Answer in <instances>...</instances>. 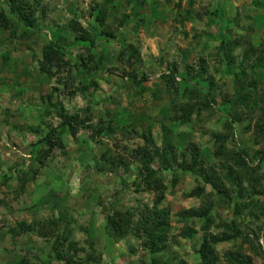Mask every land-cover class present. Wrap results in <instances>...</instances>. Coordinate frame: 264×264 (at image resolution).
Returning a JSON list of instances; mask_svg holds the SVG:
<instances>
[{"label": "rangeland", "instance_id": "374dc122", "mask_svg": "<svg viewBox=\"0 0 264 264\" xmlns=\"http://www.w3.org/2000/svg\"><path fill=\"white\" fill-rule=\"evenodd\" d=\"M26 1L35 6L38 18L32 29L13 21L0 0V9L15 30L12 37L0 28V264L52 261L50 235L31 232L11 237L7 232L19 222L51 218H59L55 234L68 236L66 241L74 243L69 255L79 250L74 259L83 264L146 262L149 255L141 239L132 235L115 239L107 234L105 222L113 210L140 215L152 205L154 195L137 186V165L131 155L147 132L157 147L163 134L177 154L181 136L187 135L182 147L187 150V144H193L195 155L204 161L202 167L218 179L232 163L213 155L218 145L214 136L223 138L230 156L244 150V162L254 168L253 175L237 172L235 189L218 181L230 199L227 202L217 200L216 190L197 175L199 169L181 171V158L167 165L154 160L153 168L167 187L161 206L168 210L166 250L157 258L197 264L195 250L203 233L198 221L178 222L177 214L206 206H211L208 214L214 222L210 234L224 231L218 225L234 222L242 235L264 247L260 235L264 216L257 217L260 204L264 210V162H257L263 145L254 142L252 133L259 108L253 99L246 105L233 103L234 90L240 86L246 90L251 80L258 89L264 86V60L253 77L249 73L235 77L241 67L264 57V0ZM101 4L108 14L100 24L95 17ZM69 20L91 33V42L77 45L66 29ZM60 39L63 46L72 47L71 58L84 54V48L94 58L85 53L83 64L72 60V66L52 69L53 77L47 78L38 71L40 48ZM222 42L224 51L219 47ZM127 46L137 51L135 56H121L120 50ZM185 104L193 110L189 122L180 125L173 120L181 117L180 107ZM60 108L88 118L75 127L73 136L59 125ZM98 125L102 130L108 126L112 134L106 138L95 134ZM49 129L60 146L40 161L37 153L44 149L40 140ZM26 176L31 178L24 181ZM197 186H203L200 198L185 197ZM249 202L258 209L247 206ZM183 225L194 230L191 238L179 237ZM240 245L250 254L240 238L213 246L215 264H224L223 253ZM252 262L264 264L255 256Z\"/></svg>", "mask_w": 264, "mask_h": 264}, {"label": "trees", "instance_id": "16d2710c", "mask_svg": "<svg viewBox=\"0 0 264 264\" xmlns=\"http://www.w3.org/2000/svg\"><path fill=\"white\" fill-rule=\"evenodd\" d=\"M6 4V8L8 13L12 16V20L18 24H21L23 28L32 29L34 22L36 21L34 17L35 14V6L33 4H29L26 0H2ZM176 10L179 4L176 5ZM98 7L99 13H97L95 19L99 20L101 24L108 13L105 12L104 9H100L102 4ZM179 13V12H178ZM188 14V11H185ZM38 20V18H37ZM122 22L118 21V26H121ZM0 28L6 29L9 35H14V27L10 26V21L5 17L4 11L0 9ZM66 29H70L71 33L73 34V41L78 45H81L82 42L85 40L90 39L89 32H86L83 28H81L76 22L69 20L67 23ZM23 35V34H21ZM20 37V36H18ZM22 38V37H20ZM62 39L56 40L54 42L47 41L40 48V57L38 59V71L43 75L47 76V78H52L53 73L51 72L52 69H58L61 67L65 69V67L72 66V60L79 64H83L84 59L83 55L86 53L87 57L93 59L94 56L90 54L87 48L83 49L84 54L76 53L74 58L70 57V53L72 51V47H66L61 44ZM223 42L220 44L221 51L223 49ZM130 51V52H129ZM127 52H129L127 54ZM136 50L131 47L127 46L120 50V54L122 57L129 58L130 56L136 55ZM225 57L227 58L226 54ZM228 59V58H227ZM264 60L263 56H259L254 64H251L248 67H241L238 70L237 75L235 76L238 78L241 75L250 74L251 77L254 76L256 73V69L261 68V62ZM61 63V64H60ZM69 69V68H67ZM172 74V72H170ZM171 74L168 78H165L167 82L172 78ZM131 81L134 83H138L134 77V75L127 74ZM170 78V79H169ZM248 88L245 90L243 87H239L234 91V104L238 105H246L250 99H253V104L258 105L259 108V116L258 120H256L253 124L252 133L254 136L255 143H261L263 145V150L260 156L258 157L259 163L264 162V86L262 89L257 88V82L251 80L248 83ZM249 89V91H248ZM251 89V90H250ZM207 104V102H206ZM193 108L185 104L184 106L180 107V114L178 118L173 120L178 124L182 125L189 122V116L192 113ZM56 117L60 120L59 125L61 127H66L68 129V135L73 136L75 134L74 130L75 127L81 126L84 124V121H87L88 118L80 119L78 114H66L61 108L56 113ZM105 130H102L98 125L94 131L95 134H100L101 137H108L112 134V130L106 126L104 127ZM248 127L244 130L247 131ZM54 130L49 129V131L41 138L40 142L44 147L43 150H39L37 153V158L40 161H43L51 149L57 148L60 146L59 139L54 136ZM183 136V135H182ZM181 136V152L179 154L175 151V145L171 141H167V138L162 134V141L161 146L157 147L154 143L151 135L149 132L146 134L141 135L142 144L137 146L132 155V161L137 165V186H142L143 191L150 192L154 195V199L150 208L144 207L143 212L140 215H137L130 211H116L113 210L111 214L106 216L105 227L107 234L109 236L114 237L115 239H121L128 235H132L141 239V247L148 253L149 259L145 262H139L138 264H171L170 260L166 259L163 260L162 258H157V255L160 256L166 250V231L168 230V210L161 206V203L164 198V192L166 190V186L161 182L159 176L156 173V170L153 168V161L156 160L158 163L167 165L170 161H176L177 158H181L178 165L180 166V170L185 172L190 171L193 173V169H199L197 174L201 177L203 183H207L211 186L212 189L216 190V194L218 195L217 200L219 199H226L227 202H230L228 199L227 193L223 185L219 182H225L229 188L235 189L238 186V177L236 176L237 172L244 173V175L250 174L253 175L254 168L249 166L244 162V157L246 155L244 150H239L236 156H230L231 152H226L224 147V140L223 138H219L218 136H214V142H217L218 145L216 146L213 155L215 157L225 158L226 161H230L232 166H227L226 173L224 174V178L218 179L215 177L213 171L205 170L202 166L204 165V161L200 160L201 155H195L197 153V148L188 143L187 150L182 147V143L187 139V135L184 137ZM178 146V145H177ZM59 148V147H58ZM178 150V149H177ZM198 158V160H197ZM36 159H33L31 163L35 166ZM186 164V166H184ZM100 168L101 165H98ZM202 168V170H200ZM234 170H233V169ZM236 169L238 171H236ZM21 174H25L24 171ZM235 174V176H232ZM241 174V173H240ZM194 175V174H193ZM22 178V177H21ZM31 177L26 176L24 181L29 180ZM219 181V182H218ZM174 185V180L170 181V187ZM21 189V187H20ZM203 186H197L196 188L192 189L188 194L185 195L187 198H200L203 195ZM238 197H240L241 192L237 189ZM247 206L251 207L252 209L256 208L257 205H254L253 202H249ZM211 206H206L204 208H197V209H186L178 212L177 214V221L183 222L186 220L189 221H198L199 229L203 233L201 237L200 243L195 250V255L197 258V264H215L218 261L216 254L214 253L213 246L220 244V243H229L233 242L237 238L241 239L242 244L248 245V251L250 254H246L241 249V245L234 250L226 251L223 253L222 260L224 264H253L252 259L253 257H259L260 259L264 260V247L259 245L258 243L253 244L251 240L246 236L242 235L240 231L235 226L234 222H230V224H220L216 228L223 229L224 231L218 232L217 234L213 235L210 234L209 228L214 224L213 220L209 216V210ZM258 209V207H257ZM259 216H264V210L262 204L259 205ZM239 213L237 211L234 212ZM250 215V212L247 214ZM251 217V216H250ZM256 218V216L254 217ZM60 224L59 218L58 219H48L47 221H36L32 224H26L24 222L16 223L13 227L8 228L7 232L11 237L20 236L26 233H35L38 237H46L51 236V244H50V251L53 254V257L48 256L49 259L52 261L48 262L47 264H52L53 262L59 264H83L80 260L74 259V253L79 250L73 249L74 252L70 251L74 247V243L72 241H66L68 236L63 235H56V227ZM44 225V227H42ZM51 225L52 228L50 229L47 227ZM38 226V228H34ZM194 230L186 225L182 226L181 231L179 232V237L182 239H189L191 238ZM68 234V233H67ZM261 237L264 236V231L261 229L260 232ZM60 237V238H59ZM88 248L91 249L92 245L89 242H86ZM20 264V263H16ZM43 264V263H41ZM46 264V263H45ZM178 264H184L183 262H179Z\"/></svg>", "mask_w": 264, "mask_h": 264}]
</instances>
